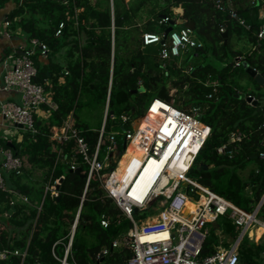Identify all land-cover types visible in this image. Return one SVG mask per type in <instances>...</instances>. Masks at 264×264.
<instances>
[{"label": "trees", "instance_id": "16d2710c", "mask_svg": "<svg viewBox=\"0 0 264 264\" xmlns=\"http://www.w3.org/2000/svg\"><path fill=\"white\" fill-rule=\"evenodd\" d=\"M9 1L0 0V8ZM14 1L17 6L6 17L11 30L21 29L29 40L38 38L48 45L46 55L37 52L32 57L37 68L34 82L45 85L57 108L46 118L35 116L36 133L24 131L20 142L2 140L22 161L20 173L5 172L7 187L29 202L0 190V249L24 250L28 242L29 246L24 259L10 254L0 264H61L74 225L69 263L128 264L131 249L124 244L112 247V242L127 234L130 219L97 175L87 183L89 168L76 139L60 141L53 133L71 120L94 154L104 125L99 159L108 155L107 134L114 131L120 133L117 149L124 154L121 133L133 128L155 98L195 113L211 127L190 176L244 209L257 207L264 195V156L260 155L264 86L246 71L243 61L264 77V41L257 38L264 22V0ZM231 9L246 20L249 30L231 17ZM161 15L171 22L160 24ZM171 23L193 29L202 45L165 61L162 45H145L143 34L165 33ZM245 78L256 84L254 89L244 84ZM250 95L257 105L248 100ZM123 115L128 116L126 124ZM237 132L244 134L242 140L229 143ZM226 143V152L219 153L217 149ZM72 163L82 169L80 173L71 169ZM247 167L251 169L244 178ZM57 179L59 195L52 196L46 188ZM259 215L264 218V202ZM135 216L145 217L140 212ZM103 219L109 221L108 227L102 225ZM218 231L231 240L239 235L228 217H220L211 225L202 256L215 251ZM262 234L263 229H258V237ZM105 248L109 252L103 256ZM239 250V264H264V241L256 243L245 236Z\"/></svg>", "mask_w": 264, "mask_h": 264}, {"label": "built area", "instance_id": "2783aa9c", "mask_svg": "<svg viewBox=\"0 0 264 264\" xmlns=\"http://www.w3.org/2000/svg\"><path fill=\"white\" fill-rule=\"evenodd\" d=\"M222 5L219 1L218 6L224 9ZM231 17L238 20L246 29H250L246 20L233 9H231ZM261 17L264 18V11ZM170 22L171 19L168 16L160 20V24ZM5 26L6 36H11L10 22L7 19ZM63 27L62 22L57 35L61 34ZM221 31L226 32L224 28ZM257 38L259 41H264V22L257 32ZM143 42L145 45L161 44V57L165 61L172 57H181L189 49L202 45L196 39L193 29L174 26L167 36L165 33L145 32ZM48 51L46 43L38 38H31L28 46L20 51L12 50L4 60L2 90L19 93L20 101H4L1 104V113L7 121L19 127L21 125L22 130L31 133L37 132L35 116H39V112L44 111L50 114L57 108L56 102L45 85L34 82L37 68L32 57L37 52L46 55ZM210 84L217 87V82ZM148 115L150 118L145 122ZM128 120V116H122L123 124H126ZM138 120L137 127H135V121L132 129H125L121 133L123 146L126 143L123 156L130 146L140 147L144 154L143 160L134 168L129 182H125L119 175V165L108 169L111 165V156L118 150L119 132L107 134L110 142L108 155L104 160H100L99 149L105 136L104 125L100 129L94 154L91 153L90 145L84 136L73 127L71 120L67 121L61 130L54 128V139L60 141L69 137L76 139L78 152L89 168L87 183L94 175H97L108 196L114 199L132 223L126 235L121 239L113 240L112 247L124 244L131 249L132 256L128 264H239V249L243 238L246 236L259 243L264 235V218L259 215L264 195L257 207L249 211L205 186L199 179L190 176L189 172L211 132V127L195 113H187L165 100L155 98L145 115ZM243 136L242 132H237L230 138L229 143L239 142ZM229 143L220 146L217 151L225 153ZM2 152L4 158L0 164V190L17 194L21 200L29 202L27 196L8 189L5 180L7 171L15 170L20 173L21 159L16 157L11 149L4 148ZM229 153L232 155L233 151ZM260 155L264 156V152ZM153 159L161 162L165 160V163L157 172L151 190L140 200L134 195L133 190L146 166ZM78 168L76 163H72V170ZM59 183L60 179H57L54 184L47 186L46 192L49 191L52 196H58L56 184ZM160 199L163 200L156 217L147 215L137 218L135 216L136 212L144 215L143 212L149 210L148 208ZM189 202H194V210L190 214H185L184 209ZM12 203L14 204V201ZM222 216L232 221L239 235L226 245L219 239L215 251L202 256L203 243L210 234L211 225H215ZM102 225L108 227L109 221L103 219ZM260 228L263 229V234L258 237L257 231ZM74 231L75 225L66 245L64 257L60 259L61 264H72L68 262V256L71 252ZM28 246L29 242L24 250L0 249V259L4 260L10 254L24 259L28 255ZM108 252L109 249L105 248L101 255L104 256Z\"/></svg>", "mask_w": 264, "mask_h": 264}, {"label": "crops", "instance_id": "0c3cea01", "mask_svg": "<svg viewBox=\"0 0 264 264\" xmlns=\"http://www.w3.org/2000/svg\"><path fill=\"white\" fill-rule=\"evenodd\" d=\"M16 6L17 2L11 0L0 8V164H2L4 158L2 149L5 148L2 144V140H7L8 143H11V141L15 140L20 142L23 140L24 135L21 127L7 121L1 113V104L4 101H20L19 93L15 91L2 90L5 57L14 49L20 51L22 50V48L29 45V37L24 34L21 29L11 30V28H9L11 36H6L5 34V32L7 31V28L5 26L6 17L12 10L16 8ZM177 11L182 14L183 9L178 8ZM178 22L181 23L182 21L179 20ZM43 59H45V57ZM39 116L46 118L49 116V114L41 111L39 112ZM61 128L62 127H57L58 130H61ZM133 153L134 150L130 149L128 152V156H125L126 159H129V155Z\"/></svg>", "mask_w": 264, "mask_h": 264}, {"label": "bare ground", "instance_id": "6f19581e", "mask_svg": "<svg viewBox=\"0 0 264 264\" xmlns=\"http://www.w3.org/2000/svg\"><path fill=\"white\" fill-rule=\"evenodd\" d=\"M149 118L150 115H148L144 121H148ZM130 149H133L135 152H137V155L135 153L131 155L133 161L131 164V170L125 171L126 167H122L121 164L118 167L119 175L124 178L125 182H129L131 180L134 168L137 166L138 163L140 164V162L144 158L143 151L140 147L135 148L134 146H130L128 151L126 152L127 154ZM163 163H165V160L161 162L159 160L153 159L146 166L145 170L137 180V183L133 190L134 195L138 199L142 200V198L151 190L157 177V172L160 170ZM193 203L194 202L188 203V205L184 209L185 214H190L191 212H193Z\"/></svg>", "mask_w": 264, "mask_h": 264}, {"label": "rangeland", "instance_id": "374dc122", "mask_svg": "<svg viewBox=\"0 0 264 264\" xmlns=\"http://www.w3.org/2000/svg\"><path fill=\"white\" fill-rule=\"evenodd\" d=\"M243 82H244V84L248 85V87L250 89H254L255 86H256V84L252 80H250L249 78H245ZM22 132H24V130ZM122 150H124V148ZM134 153L137 155V152L134 151ZM131 155H129V159H126L125 156H128V154L126 153L123 156V153L120 152L119 150H117L115 153H113V155L110 158L111 164L112 163H116L118 165L121 164L122 167H126L125 171L131 170L130 166H131V164L133 162L132 158H131ZM250 169H251V167H247L245 170L242 171V175H243L244 178H246L248 176V174L250 172ZM191 177L194 178V179H198L196 176H191ZM161 200H163V199H160L158 202L155 203V205L150 206L148 208L149 210L144 211L143 212L144 216L151 215L152 217H156L158 215V214H156L158 212V209L161 208V203H162ZM149 220H151V219H149ZM217 234L219 235L218 236L219 239L224 241L223 242L224 245H226L231 240L229 237L225 236L224 234L222 235L219 231L217 232ZM263 241H264V235L260 239L259 243H261Z\"/></svg>", "mask_w": 264, "mask_h": 264}, {"label": "water", "instance_id": "95a60500", "mask_svg": "<svg viewBox=\"0 0 264 264\" xmlns=\"http://www.w3.org/2000/svg\"><path fill=\"white\" fill-rule=\"evenodd\" d=\"M160 17H161V18H164L165 15H161ZM173 26H174V24L171 23V25L166 29L165 36H167V35L169 34V32H170L171 30H173ZM224 35H226V32L224 33ZM243 64H244V67L246 68V71H247V72H248L253 78H255V80H256L259 84H261V85L264 86V77H263V75H261V74H260L255 68L249 66L247 62L243 61ZM248 100H249L250 102H252L254 105H257V103H258V101L255 99L254 96H248ZM138 123H139V120H136L135 127H137V124H138ZM20 127H22V126L20 125ZM123 148H124V149L126 148V143L124 144ZM202 167H203V168H206L207 166L203 164ZM81 170H82V169L79 167V168L76 170V172H77V173H80ZM262 200H263V199H262ZM263 201H264V200H263ZM263 201H262V204H263ZM10 212H11V210H10Z\"/></svg>", "mask_w": 264, "mask_h": 264}]
</instances>
